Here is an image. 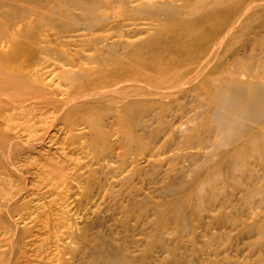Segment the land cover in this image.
<instances>
[{"label": "bare ground", "instance_id": "obj_1", "mask_svg": "<svg viewBox=\"0 0 264 264\" xmlns=\"http://www.w3.org/2000/svg\"><path fill=\"white\" fill-rule=\"evenodd\" d=\"M203 18L209 24L196 27ZM262 21L264 0H0V264H217L237 251L233 241L252 237L262 255L253 264H264V56L232 49ZM205 27L182 70L127 73L132 56ZM169 49L167 56L182 53ZM158 56L157 64L173 61ZM227 57L231 68L223 66ZM196 95L209 104L191 128L181 101ZM174 141L180 149L167 157ZM52 143L63 144L57 158ZM128 153L144 156L153 174L171 165L155 190L162 202L143 196L123 210L155 217L145 228L151 242L134 255L111 247L106 230L92 235L93 221L81 227L70 208L77 195L121 197ZM178 158L189 166L170 175ZM111 159L122 165L110 169ZM32 162L61 208L41 203V187L23 175ZM220 186L222 194H203Z\"/></svg>", "mask_w": 264, "mask_h": 264}, {"label": "rangeland", "instance_id": "obj_2", "mask_svg": "<svg viewBox=\"0 0 264 264\" xmlns=\"http://www.w3.org/2000/svg\"><path fill=\"white\" fill-rule=\"evenodd\" d=\"M222 17H223V14L221 13V14H218V15L216 14V15L212 16V18H210L211 22L209 20H207V18L199 19L196 23L197 24L196 27H198L200 25H202V26L206 25V24L208 25L209 23H212L214 18H215V20H217V19H221ZM208 21H209V23H208ZM206 28L207 27H205L203 30H201L196 35V37H194V38L193 37H185V36H181V35H171L169 37V39H167L168 42H167L166 49L168 48V51H166V49L164 50L163 48L159 47V48H156L153 50L152 49L148 50L146 54L145 53H138V54L132 56L129 59L128 64H126V66L128 68L127 73L138 74V73H142L144 71H147V72H152L153 75L155 77H157V75L159 73H161L162 70H164V71H167L169 69L174 70L175 68H177L178 70H182L184 65L186 63H188V62H186L188 57H189V54L187 53L188 47H189V49L192 48L193 49L192 52H194V53L197 51V48L193 47V45L196 44L195 41L197 39L205 38V36H207L209 34V31ZM262 36H263V38H262ZM262 44H263V47L261 46ZM177 47H180V48H177ZM184 47H186V48H184ZM169 48H172V51L175 54H177L178 51H182V53L177 54L174 57L171 55L167 56L166 54L169 52V50H170ZM248 48H249V51L247 50ZM232 49L233 50L235 49L237 52H239V54H241V53L244 54V53L249 52V54L250 53L255 54L256 56H260V55L264 56L263 55L264 54V52H263L264 51V21H262L260 23V25H256L253 29L249 30L246 34H244L243 37L239 39V42L232 46ZM157 52L159 54V56H158L159 60H162L163 57L166 56L164 58V61H168V59H167L168 57L172 58L173 61H171V63H169V64L167 62H164L162 65L157 64L153 59L154 55ZM194 53H191V54L194 55ZM193 55L190 57H193ZM223 66L231 68L230 66H232V64L229 63V57L226 58V61L224 62ZM222 71H224V70H222ZM115 74H116L115 72L110 74L111 79L115 78ZM193 97H192L193 99L188 98V99H184L183 101H181L183 103V105L185 106V109H187V111H189V114L185 115V117L182 121L191 128L195 127V125H192L190 123L188 124V121L193 120L195 117H197L201 113H203L204 112L203 107L206 106L207 104H209V98H203V97L199 98L198 97V100H197V95L193 96ZM189 101H191V102H189ZM195 105H196V107H195ZM207 118H208V116H207ZM168 119L169 118H166L167 121H168ZM152 127L153 128L157 127V124H154ZM53 134H54L53 136H58L57 134H55V132H53ZM53 136H52V138H53ZM59 138H61L60 139V142H61L63 136L59 137ZM115 138H116L115 136H112L109 139L110 144H111V153H112L113 157H117L118 154L122 153V150L120 149V147L115 144ZM206 141L208 142L207 139H206ZM49 145L50 144H46L47 147ZM62 145L63 144H56V143H52V145H50V146H52L51 147V154L53 157H56V158L59 157L57 152H55L56 151L55 149L56 148H62ZM180 145H181L180 141H177V142L174 141V146H172V149H170V151H168L166 156L170 157V155L172 154V151L177 152V150L180 149ZM207 145H210V143H208ZM47 147L45 148L46 150H48ZM209 150H212V149L210 148ZM69 157L71 160L79 159L77 157V155H75V154L69 155ZM33 158H35V156H33ZM80 158H82V157L80 156ZM122 159H123V162H125V165H124L125 171H123L124 172L123 177L128 182L126 184V187L123 188V190H122V196L121 197L118 198L117 196H113L112 192H110V191H105V195L101 194L100 196H97V197L91 196V197H89L90 199L86 198V197L82 198L80 195H77L74 198H75V200L79 199V201H80L79 204L77 206L71 205L72 207L70 206V208L73 209V213H71V215L74 214L75 219H79L80 222H82L81 227H84L88 223H91V221H93L94 225L92 226L93 227V230L91 231L92 235L93 234L96 235L97 233H100L102 230H106L105 237L107 239H110V238L115 239L112 242L111 247H113V248H116V247L126 248L127 251H129V253L134 255V253L137 251V248H138V250L139 249L142 250L145 248L146 241L151 242V238L148 237L149 236L147 233L148 230H146L145 228H146V226H148L147 225L148 222H150V221L152 222L155 219V217H147V218L144 217V220H146V221H144V220L138 219L134 215L126 217V215L123 213V210L125 208H127L128 206H130L129 204L134 203V201H137V202L139 200L141 201L143 196L148 198V199H151L152 201H154L156 203L162 202L161 199L157 197L155 190L157 188H160L163 185V183H160V182L162 181L167 170L171 169V165L162 164L161 172L159 174H153V172L151 171L152 168L147 167L143 163L145 160L144 156H140L137 153L135 155H132V153H128V154H125V156ZM111 160H108V163H107V166L110 167V169L116 170L119 166L122 165L121 163H118L117 159H113L112 162H111ZM134 160H136V162H137L136 165L131 164V161H134ZM81 162L86 164L87 160H83ZM187 166H189V163L187 161L184 162V161H182V159L178 158L176 160V162H174V168L176 170L174 172L170 173V175H173V173H175V175H177V173H179L180 170L183 171L184 167H187ZM135 168H137V170H140V172L133 174V170ZM38 169H39V167L36 166L35 162H32L29 171L23 172V175L25 176V178H27L30 185L33 184L34 186H39V188L41 187V193L44 196V197H42V199H44V200H42L41 203L44 202V203L48 204V203H52V202H55V203L57 202L56 203L57 205L54 204V206L57 208H61L60 205H62L64 203L62 201V197L58 198V196H57L58 191L50 192L49 187L47 186V182L45 184L39 183L38 179L36 178V175H34ZM183 174H185V173H183ZM170 175L168 176L169 177L168 181H170ZM178 176L182 177L183 175L180 173ZM190 176L191 175L184 176V180L190 181L192 179V177H190ZM113 180L114 179H112L111 181H113ZM113 182H116V180H114ZM222 187L223 186H220L218 188L213 187L211 189L207 188L206 190L204 189L203 194H205L207 196L211 195V193H214V192H216L218 194H222L223 193ZM33 189H34V191L39 190V189H37V187H34ZM117 189L118 188H116L115 190H117ZM227 191L229 193L233 192V190L229 189V188L227 189ZM106 193H107V195H106ZM151 194H152V196H151ZM101 196H103V197H101ZM259 198H261V196H259ZM69 202H72V200ZM98 202L100 203V205ZM96 203L98 205H96ZM103 203H104V205H103ZM101 204L103 207L104 206L105 207L102 208ZM98 209H99V211H97ZM104 209L105 210L107 209V210L104 212ZM238 212H240V210H238ZM77 214L79 216H76ZM91 215L93 218L91 217ZM84 220H86V221H84ZM258 241H260V240H258V238H256V237H252L251 239H249V240L247 239L245 241H244V239H239L238 241H233V246L235 248L233 247L232 250L233 251L237 250V251H235L236 253L232 252L231 253L232 255H230L228 253H227L228 255L226 254L229 257L231 256L230 259L228 260V264H248V263L253 264V263H255L259 259V257L262 256L257 252V250H255L256 248H254V246L258 243ZM185 242H186L188 247L190 245L191 246L193 245L191 243L190 238L185 239ZM204 243L205 242L202 241L200 245L203 246ZM219 245H220V247L223 246V241L220 242ZM245 245H247V246H245ZM198 247H200V246H198ZM132 248H133V250H132ZM203 250H206V251L209 250L208 246H204ZM199 254L200 253H197V254L195 253L194 257L196 259H198ZM225 256L221 255L219 258H216V261H217L216 263L217 264H226V262H227L226 257L227 256L226 257ZM65 258H69V257L65 256ZM15 259H16V257H14L13 262H15L14 261ZM205 261L206 260L204 259L203 260L204 263L203 262L202 263L208 264V261H206V262ZM198 264H200V263H198Z\"/></svg>", "mask_w": 264, "mask_h": 264}]
</instances>
